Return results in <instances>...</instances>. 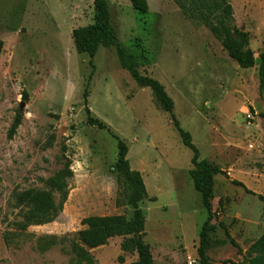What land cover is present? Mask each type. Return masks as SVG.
<instances>
[{
    "label": "rangeland",
    "instance_id": "1",
    "mask_svg": "<svg viewBox=\"0 0 264 264\" xmlns=\"http://www.w3.org/2000/svg\"><path fill=\"white\" fill-rule=\"evenodd\" d=\"M107 1L118 44L141 74L164 86L173 110L122 67L115 46H101L93 58L77 50L73 31L93 23L94 0H0V264H73L67 250L86 217L134 218L130 189L119 183L114 135L125 141L130 167L146 186L139 203L144 231L136 235L150 246L154 264H189L190 258L203 264L201 248L205 264L245 262L264 234L262 63L242 67L189 0H148L146 13L130 0ZM230 2L248 48L262 59L264 0ZM86 106L107 129L88 123ZM19 115L22 123L10 139ZM174 118L190 134L198 162L223 171L214 175L210 210L195 184L194 152ZM67 161L73 177L58 217L17 229L22 211L15 195L45 188ZM7 231L19 232L9 244ZM45 236L57 240L41 251ZM123 240L90 248L94 264H136L137 252L123 250Z\"/></svg>",
    "mask_w": 264,
    "mask_h": 264
},
{
    "label": "trees",
    "instance_id": "2",
    "mask_svg": "<svg viewBox=\"0 0 264 264\" xmlns=\"http://www.w3.org/2000/svg\"><path fill=\"white\" fill-rule=\"evenodd\" d=\"M133 7L141 13L149 9L148 0H130ZM193 7V14L200 18L203 23L211 28L222 45L228 50L229 55L242 67L248 68L255 64L256 58L248 48V33L240 29L234 21L233 6L230 0H189ZM94 21L91 24L78 27L73 31V40L80 53H87L92 58L101 46H115L120 57L122 67L126 69L134 80L143 87H150L156 97L166 110H173V100L166 92L164 86L155 78L143 75L138 69V64L123 46L118 44L117 35L112 24V16L109 2L107 0H94ZM260 91L264 94V53L260 65ZM87 89L84 91L85 103H87ZM88 123L96 125L101 129H107V125L98 118L91 115V110L86 106ZM264 117V112L262 113ZM22 123V116H17L10 131L9 138L12 139ZM175 127L184 140V144L194 152L193 163L197 170L194 172L196 187L202 192L205 206L210 210V199L213 193L214 175L222 173V169L213 166L206 161L198 162V150L191 141L190 134L186 132L179 122L174 118ZM118 140V160L116 169L119 172L120 185H126L129 202L135 208L133 219L124 214L105 216H89L83 220L85 228L80 231L79 239L71 241V249L67 250L74 255L73 264H94L95 260L89 249L106 244L111 238L124 237L122 248L125 251L133 250L138 254L136 264H154L150 246L136 234L144 231L145 217L139 203L146 197V186L140 172L132 170L127 159L128 147L124 140L114 135ZM73 177L70 162L67 161L64 168L49 177L45 183L46 187L30 188L15 195L16 204L21 208L22 218L15 224L17 229L25 231L31 225H42L53 222L63 210L64 203L69 194V179ZM234 183L242 186L249 193H254L247 186L235 180ZM262 197V196H261ZM211 217V216H210ZM206 227V225H205ZM19 232L7 231L4 234L7 244L10 243L12 235ZM231 242H236L227 232ZM49 239V242H47ZM57 237L45 236L39 238L38 249L45 251L50 245L56 243ZM61 241H64L62 239ZM203 264L205 256L203 248L200 250ZM237 264H264V234H262L250 246L245 262Z\"/></svg>",
    "mask_w": 264,
    "mask_h": 264
},
{
    "label": "built area",
    "instance_id": "3",
    "mask_svg": "<svg viewBox=\"0 0 264 264\" xmlns=\"http://www.w3.org/2000/svg\"><path fill=\"white\" fill-rule=\"evenodd\" d=\"M247 117L249 118V120H251V119L254 118V116H252L251 113H248ZM195 263H196V260L190 258V260H189V264H195Z\"/></svg>",
    "mask_w": 264,
    "mask_h": 264
},
{
    "label": "water",
    "instance_id": "4",
    "mask_svg": "<svg viewBox=\"0 0 264 264\" xmlns=\"http://www.w3.org/2000/svg\"><path fill=\"white\" fill-rule=\"evenodd\" d=\"M256 63H257V64H261V63H262V59H261V58L256 59Z\"/></svg>",
    "mask_w": 264,
    "mask_h": 264
}]
</instances>
